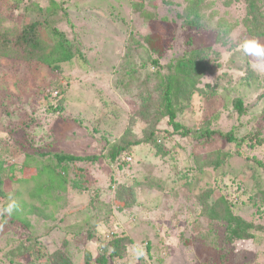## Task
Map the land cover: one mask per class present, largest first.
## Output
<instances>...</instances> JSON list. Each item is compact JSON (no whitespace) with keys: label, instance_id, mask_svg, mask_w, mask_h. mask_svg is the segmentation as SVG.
Wrapping results in <instances>:
<instances>
[{"label":"rangeland","instance_id":"obj_1","mask_svg":"<svg viewBox=\"0 0 264 264\" xmlns=\"http://www.w3.org/2000/svg\"><path fill=\"white\" fill-rule=\"evenodd\" d=\"M51 1L61 6L55 14L48 12ZM206 2L210 6L204 19L206 36L216 34L214 21L235 23L245 15L244 6L236 3ZM184 7L183 0H0V34L47 20L39 34L47 43L46 51L55 43L50 32L55 27L71 47L78 44L81 49L80 57L52 66L38 60V55L27 59L22 49L12 56L0 54V169L4 188L0 199V264H53V254L64 248L71 253L72 264H85L86 254L92 256L88 264H99L96 259L107 256L102 248L110 245L113 233H124L132 241L125 259L115 264H205V255L199 253L202 243L191 230L205 221L198 218L201 206L196 203L207 189L219 191L240 218L264 227V166L257 172L254 165L255 160L264 165L261 151H248L244 145L239 149L236 144L226 147L214 136L199 143L178 135L159 136L157 141L166 153L163 158L142 143L153 127L138 119L136 111L147 104L154 114L160 105L159 87L148 83L150 100L156 106L152 107L144 101L149 95L141 85L144 78L139 74L138 82L129 79V69L120 70L122 60L131 54L135 64L148 61L142 37L151 32L148 21L152 17L165 18V25L158 27L169 41L162 63L170 55L184 53L188 38L176 17ZM238 34L234 31L225 46L215 47L220 55H209L210 66L199 85L201 93L178 114L177 121L192 132L209 123L225 132L236 129L238 138L261 127L264 136V58L245 56L239 47L244 40L235 38ZM255 40L264 46V38ZM152 72V68L147 70ZM238 99L248 112L246 116L233 110ZM156 128L171 130L166 120ZM124 138L140 144L120 159L127 164H112L105 157L108 147ZM223 146L231 154L229 162L217 172L210 169L197 174L193 155L209 156ZM54 153L99 157L97 162H75L69 167V178L82 184L89 180V192L66 193L58 199L57 208L43 206L32 197L40 180L38 170ZM150 177L165 189L151 188L154 181L150 182ZM167 190L180 199L174 201ZM131 191L137 196L136 204L119 212L115 196ZM183 192L194 200L187 198L189 202L180 205L178 213ZM9 198L17 204L12 215L19 214L25 224L10 223L12 215L3 213L1 205L6 207ZM89 201L94 202V208L88 207ZM212 226L221 234L223 226ZM257 236L260 240L254 243L226 245L234 252L229 263L264 264V234ZM28 238L34 240L27 252L35 257L34 262L28 263L27 258L9 262L7 252ZM137 249L144 255L137 257Z\"/></svg>","mask_w":264,"mask_h":264},{"label":"trees","instance_id":"obj_2","mask_svg":"<svg viewBox=\"0 0 264 264\" xmlns=\"http://www.w3.org/2000/svg\"><path fill=\"white\" fill-rule=\"evenodd\" d=\"M183 2L185 7L176 17L182 22L180 26H182L188 38L186 43L187 48L184 50V53H181L178 57L173 55L172 57L170 55V58L165 63H162L165 57L164 55L167 49H169V41L163 37L158 27L159 25H165V18L157 19L156 17H152L149 18L151 22L146 19L150 24L151 32L142 37V48L145 53H147L148 61L135 64V60L131 54L125 56L122 60L120 70L128 68L130 73L128 76L129 79L138 82L140 77L139 74L144 78L141 85L144 88V94L146 93V96L150 93L148 90V83H155V85L159 87L160 105L158 107H156L154 103L152 105L150 94L148 97L144 98V101L147 100L150 106L156 107V109L153 110L154 114L152 115L151 110L147 109V104H144L140 110L136 111L138 119H141L147 126L148 123H151V127H153L146 133V138L142 143L151 146L154 151L151 150L155 155L164 158L166 157V153L164 148L159 145L157 141L159 136L165 139V137L178 135L183 138H190L192 143L213 139L214 136L221 140L222 144L226 147L227 144H236L240 149L244 145L248 151H261L260 155H264V136L261 134V127L252 129L247 135L238 138L235 132L236 129L225 132L211 128L209 123H204L198 126L197 132H192L193 129L185 128L177 121L178 114L191 105L193 96L197 93H201L199 85L203 76L209 69V55H214L215 58H218L220 55V53L215 51L216 46H225L224 43L228 39H231V35L237 30L239 34L235 38L239 37L244 41L264 38V0H223V4H226V6L234 3L239 6H244L245 15L243 19H238L235 23H227L224 20L222 22L214 21V26H216L217 30L216 34L212 36L205 35V31L208 29L204 25V19H206L205 13L210 9L209 2L208 4L206 0H183ZM34 6L35 9H40L41 7L39 4H34ZM59 6L51 1L48 12L53 11L52 14H55L61 9V6ZM135 11L139 12V9H135ZM46 23L47 20H36L27 24L22 30L15 31L14 29L13 32H9L8 34H6L7 32L5 33L4 30L3 33L0 34V54L3 56H12L15 53H19L20 49H22L26 51L28 56L25 57L27 59H31L38 55V60L49 66L68 62L76 56L80 57L81 49L79 45L77 44L78 46L71 47L69 40L65 39L63 33L58 31L56 27L50 30L54 36L55 43L49 51H46L48 48L47 43L39 38V34L42 32V26ZM73 41L77 42V39L74 38ZM129 50L131 51V48ZM132 50H134V48H132ZM149 68L153 69L151 74L147 73ZM233 108L239 116H246L248 114L240 99L234 102ZM263 114L264 110L261 115ZM163 120H166L171 130L165 128H161L162 130H160L156 128L157 124ZM251 121L254 122L255 119L253 118ZM138 144H140L138 141L131 142L127 138L118 140L117 142L115 141L108 147V152L105 157L108 158L112 164L120 162L119 164L123 166V164L127 163L124 162V159L121 161L120 159L124 157L126 152L130 151L132 147L138 146ZM224 146L222 148L220 147V149L213 150L209 156L193 155L194 168L197 170L196 173L205 174V172L210 169L217 172L227 161L229 162L231 154ZM98 160L99 157L95 155L92 157H77L61 153L51 154L50 157L47 158L45 165L38 170L37 175L40 177V180L33 190L32 197L37 199L43 206L52 204L57 208L58 199H62L66 193L72 192L77 195H85L89 192V180L85 179V183L82 184L73 178H69V167L75 162L94 163ZM254 165H256L255 170L257 172L264 166L256 160ZM251 167H249V169H251ZM151 181H154V183L149 186L154 190L162 191V189H165V186H163L160 181L150 177V182ZM219 193L220 192L217 190L207 189L201 193V197L197 199L198 202L196 203L198 206H201V208L197 206L199 208L198 218L205 221L201 222L197 227H193L191 234L202 243V250L199 253L205 255V264L215 261L219 264H230L229 261L234 252L230 251V249H228V251L226 245H233L237 242L245 241L254 243L260 240L257 234H264V227L246 221L236 215L233 212V204ZM54 194H56V196H54L53 200L52 195ZM169 195L174 198V201L180 199L176 196L175 192L171 193V191H169ZM1 197H4V188L0 169V199ZM210 197L214 199L209 200ZM262 197L264 198V196ZM136 198L137 196L134 191L127 192L124 195L115 196L114 205L119 212H124L133 208L136 204ZM187 198H190L192 201L194 200L193 196L190 197L187 192H183V200L178 201V213L180 211V205L189 202V200H186ZM90 201L88 207L91 209L94 208V202L91 203ZM1 207L4 208L5 206L1 205ZM2 216L3 219H5V216ZM46 218L49 219L50 217L46 216ZM14 220L25 224V220L22 219L19 214L12 215L9 222L13 224ZM213 223L223 226L221 234H219L217 228L212 226ZM93 228H95V226L92 227V229ZM89 236L92 238L90 234ZM109 240L110 245H106L102 248L105 254L107 253V256L101 255L96 259V262L99 264H109L111 262L115 264L123 261L129 244H132V241L128 239L124 233H113L110 235ZM33 243L34 240L28 238L23 244L8 251L7 258L9 262L19 263L23 258H27L28 263L34 262L35 257L27 254L30 246L32 245L33 247ZM148 243L149 242L146 241V244ZM108 248L111 249L110 252ZM149 248L150 245H148V250ZM209 255L212 261L208 257ZM206 257H208L209 260H206ZM72 258L71 253H67L64 248L63 251L58 250L53 254L52 263L72 264ZM85 260V264H88L92 260V256L86 254Z\"/></svg>","mask_w":264,"mask_h":264},{"label":"clouds","instance_id":"obj_3","mask_svg":"<svg viewBox=\"0 0 264 264\" xmlns=\"http://www.w3.org/2000/svg\"><path fill=\"white\" fill-rule=\"evenodd\" d=\"M242 53L245 56H254L258 58H264V46L260 45L256 40H245L239 45ZM211 81V79H208ZM10 202L6 207L3 208V213H6L8 216H11L13 211L16 209L17 204L15 200L9 198ZM2 214V213H0ZM137 257L143 256V250L137 249L136 251Z\"/></svg>","mask_w":264,"mask_h":264}]
</instances>
